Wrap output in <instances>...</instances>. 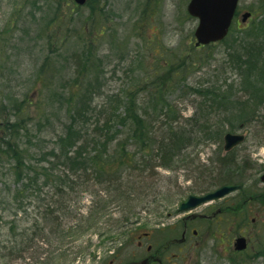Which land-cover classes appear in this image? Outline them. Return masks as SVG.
Listing matches in <instances>:
<instances>
[{
    "label": "rangeland",
    "instance_id": "374dc122",
    "mask_svg": "<svg viewBox=\"0 0 264 264\" xmlns=\"http://www.w3.org/2000/svg\"><path fill=\"white\" fill-rule=\"evenodd\" d=\"M188 2L91 0L80 6L74 0H0V107L12 119L21 116L19 108H24L22 115L28 116L24 121H28L30 133H23L20 141L36 160L40 152L57 146V136L69 121L68 100H72L73 89L83 77L77 75L78 62L93 63L83 85L90 87L92 83L96 105L125 86L134 85L147 72L167 75V61L189 57L190 62L196 61L195 70L191 67L183 77L185 84L180 83L166 97L183 121L205 99L188 93V87L207 89L225 69L223 80L216 83L219 87L230 84L229 102L222 115L226 122L231 116L232 124L225 130L238 131L239 117L250 122L243 129L249 131L247 141L235 152L237 161L247 157L246 165L251 168L229 173L232 179L242 180L245 189L178 213L182 201L200 193L202 182L197 171L214 167L212 160H217L220 150L225 152L223 141L217 146L215 142L193 140L186 148L189 158L177 162L178 167H156L143 173L124 171V180L132 189L127 193L130 202L109 206L97 223L74 235L77 221L94 209L96 188L71 191L65 203L70 214H55L62 216L58 220L45 218V207L58 198L51 196V187L42 188L40 197L46 200H35L33 194L25 195L21 203L15 201L11 161L0 157V192L5 185L9 188L5 198L8 204L0 220V264H42L47 257L53 260L49 264H110L111 260L129 264L137 248V227L152 231L154 242L163 244L169 238H181L185 225L187 253L177 258L173 254L179 249H171L175 264L180 258H186V264H264V204L255 202L243 213L236 210L215 220L201 216L211 214L216 207L236 204L250 193L264 192L260 180L264 172V105L259 106L257 100L262 96H241L242 89L257 95L264 88V59L259 57L264 51V0H240L241 14L252 10L253 17L236 22L225 41L200 49L193 47L198 20L189 15ZM232 46L242 60L252 56L257 64L251 68L248 62L238 64L237 54L229 55ZM97 115L93 112V117ZM257 116L261 118L256 120ZM35 226L38 234L32 235ZM242 232L250 234L251 240L246 250L237 251L234 241ZM37 258L42 260L36 262Z\"/></svg>",
    "mask_w": 264,
    "mask_h": 264
},
{
    "label": "trees",
    "instance_id": "16d2710c",
    "mask_svg": "<svg viewBox=\"0 0 264 264\" xmlns=\"http://www.w3.org/2000/svg\"><path fill=\"white\" fill-rule=\"evenodd\" d=\"M230 49L233 51L229 53L230 56L237 54L238 64L248 62L249 68L257 64L252 56L242 60L234 46ZM259 57L264 59V51ZM181 58L182 56L167 62V75H152L147 72L134 85L125 86L119 92L109 95L103 104L96 105H93L94 92L90 89L92 83L90 82V87L83 85V78H89L92 73L93 63L86 60L78 62L80 68L77 75L83 77L73 89L72 100L70 101V97L68 100L69 121L57 136V146L40 152L36 160L32 159L28 151L30 149H26L20 141L23 133H30L28 121H24L28 116L22 115L24 108L22 111L19 108L21 116L12 119L10 113L8 115L0 107V157L11 161V171L16 182L13 190L15 201L21 203L25 195L28 197L33 194L35 200H46L47 198L40 197L42 188L50 186L51 196L58 198L45 207L44 217L58 220L62 216L55 214L69 213L65 203L70 200L68 196L71 191H92V187H95L94 209L86 216H81L77 221L79 225L73 232L74 235L83 234L88 227L98 222L109 206L117 203L125 206L130 202L127 193H132V189L124 180V171L135 169L143 173L158 166L178 167L177 162L189 158L186 148L193 140L198 142L211 141L216 136L220 138V132H224L226 126H231L232 121L230 116L226 122L222 115L223 108L229 102L227 91L230 89L221 92L226 86H216L221 80L219 75L214 85L207 89L188 87V93L202 95L205 99L201 101L198 110L185 121L166 98L180 83L185 84L183 77L191 67L195 70L196 61L190 62L189 57L183 60ZM198 61L203 62L201 59ZM171 83L173 84L170 85ZM95 111L98 115L93 117ZM243 118L239 117V124L250 123ZM229 156L227 154L222 157L215 167L204 165L206 169L200 168L197 171L199 174L196 176L202 182L201 192L233 181L229 173L241 168L227 166ZM8 190L5 185L0 192V220L4 218L8 204L5 200ZM36 227L32 235L38 234ZM58 232L62 233L61 226ZM38 255H42V252ZM48 259H43L42 264L53 261ZM41 260L37 258L35 261Z\"/></svg>",
    "mask_w": 264,
    "mask_h": 264
},
{
    "label": "water",
    "instance_id": "95a60500",
    "mask_svg": "<svg viewBox=\"0 0 264 264\" xmlns=\"http://www.w3.org/2000/svg\"><path fill=\"white\" fill-rule=\"evenodd\" d=\"M79 4H84L87 0H75ZM238 0H190L187 9L189 13L198 17L199 23L195 29L196 45L208 44L222 40L228 34L229 28L236 11ZM251 13L244 15L246 19ZM244 139L243 134L228 132L225 134V148L229 150ZM264 181V174L262 175ZM242 187L241 183H226L203 195L191 194L183 201L179 207L180 211L194 208L200 204L216 198ZM246 238L240 237L235 243L236 249L246 248Z\"/></svg>",
    "mask_w": 264,
    "mask_h": 264
},
{
    "label": "flooded vegetation",
    "instance_id": "af4514ba",
    "mask_svg": "<svg viewBox=\"0 0 264 264\" xmlns=\"http://www.w3.org/2000/svg\"><path fill=\"white\" fill-rule=\"evenodd\" d=\"M246 11H251L252 12L251 17H253L254 12L252 10H246ZM243 13H245V11ZM242 14H241L240 8L238 7L234 21L238 22L240 20V15ZM251 17H248L247 21L251 19ZM242 91H244L242 92L244 95H241L243 97H246L249 94V93L246 94L245 89H242ZM257 95H260V94H257ZM257 118H259V116H257L256 119ZM236 132H239V131H236ZM248 132L249 131L245 130L244 133H246V137L244 141L242 142V144L238 146V148H240L247 141ZM252 132L255 133V131H252ZM258 138L263 141L262 136ZM232 205H233V210H235V206L237 204H232ZM246 205L248 206V204ZM243 208H244V205L239 210V212H242L244 210ZM223 214H224V207H216L215 210L211 211V214L203 213L201 216L207 219L215 220L217 219V217L218 219H220L219 217H222ZM188 217H191V216H188ZM185 224L187 223L185 222ZM187 233H188V227L187 225H185V229L182 232L181 238L172 237V238H169L167 242L162 244L160 241L154 242L152 231L138 229L136 236H135L137 240L136 242L137 248L133 249L132 251L133 256H132V259L129 261V264H175L173 261L174 259L170 257L171 255L170 250L175 249V248L179 249L178 254H173L174 257L178 258L180 253H183V252L185 253L182 256H185V254L187 253V246L189 245ZM195 233H197V231H195ZM240 234L245 235V233H240ZM246 236L248 237V235ZM178 263L186 264V258H180V260L177 261L176 264ZM110 264H115V260H111ZM190 264L192 263L190 262Z\"/></svg>",
    "mask_w": 264,
    "mask_h": 264
}]
</instances>
